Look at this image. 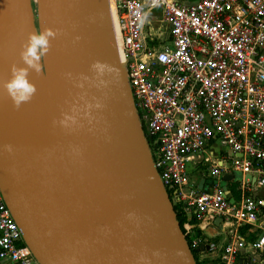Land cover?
Masks as SVG:
<instances>
[{
    "label": "water",
    "instance_id": "95a60500",
    "mask_svg": "<svg viewBox=\"0 0 264 264\" xmlns=\"http://www.w3.org/2000/svg\"><path fill=\"white\" fill-rule=\"evenodd\" d=\"M36 3L38 33H58L43 74H29L36 94L15 110L0 90V191L32 254L40 264H194L137 123L108 0ZM29 33L28 0H0V83L24 66Z\"/></svg>",
    "mask_w": 264,
    "mask_h": 264
},
{
    "label": "built area",
    "instance_id": "2783aa9c",
    "mask_svg": "<svg viewBox=\"0 0 264 264\" xmlns=\"http://www.w3.org/2000/svg\"><path fill=\"white\" fill-rule=\"evenodd\" d=\"M111 1L137 123L194 264H264V0ZM2 262L40 264L0 191Z\"/></svg>",
    "mask_w": 264,
    "mask_h": 264
},
{
    "label": "clouds",
    "instance_id": "9594fccd",
    "mask_svg": "<svg viewBox=\"0 0 264 264\" xmlns=\"http://www.w3.org/2000/svg\"><path fill=\"white\" fill-rule=\"evenodd\" d=\"M158 0H153L155 4ZM144 17H139L142 26ZM58 33L52 29L45 28L40 33H29L27 40L21 46L19 53L20 62L24 65L18 67L15 64L10 68L9 78L0 83V90L11 101L12 107L19 110L21 105L31 101L36 94V87L28 79L30 72L37 76L42 75L44 66L41 63L43 57L50 51V41L55 39ZM11 151V148H8Z\"/></svg>",
    "mask_w": 264,
    "mask_h": 264
},
{
    "label": "rangeland",
    "instance_id": "374dc122",
    "mask_svg": "<svg viewBox=\"0 0 264 264\" xmlns=\"http://www.w3.org/2000/svg\"><path fill=\"white\" fill-rule=\"evenodd\" d=\"M29 4V20L34 33H38V16H37V3L36 0H28ZM214 150H220L219 146H215ZM264 196V193H261ZM202 264H219L217 261L206 260Z\"/></svg>",
    "mask_w": 264,
    "mask_h": 264
},
{
    "label": "crops",
    "instance_id": "0c3cea01",
    "mask_svg": "<svg viewBox=\"0 0 264 264\" xmlns=\"http://www.w3.org/2000/svg\"><path fill=\"white\" fill-rule=\"evenodd\" d=\"M261 193H264V190L263 189H260L256 192L257 196L264 199V196L261 194ZM218 224V221L216 222V226ZM194 230H197V229H194ZM219 232V228L217 227H209V228H206L205 230L203 231H200L199 233L204 235L205 237H214L216 236V234ZM0 264H8L6 262H2Z\"/></svg>",
    "mask_w": 264,
    "mask_h": 264
},
{
    "label": "trees",
    "instance_id": "16d2710c",
    "mask_svg": "<svg viewBox=\"0 0 264 264\" xmlns=\"http://www.w3.org/2000/svg\"><path fill=\"white\" fill-rule=\"evenodd\" d=\"M173 211H174L175 219L179 224L180 231H182L184 218L182 216L181 209L178 206H173ZM192 222H194V221H192Z\"/></svg>",
    "mask_w": 264,
    "mask_h": 264
},
{
    "label": "bare ground",
    "instance_id": "6f19581e",
    "mask_svg": "<svg viewBox=\"0 0 264 264\" xmlns=\"http://www.w3.org/2000/svg\"><path fill=\"white\" fill-rule=\"evenodd\" d=\"M108 4H109V14H110L111 22L113 23L114 29H116L115 28V16H114V9H113V5H112V1L109 0Z\"/></svg>",
    "mask_w": 264,
    "mask_h": 264
}]
</instances>
